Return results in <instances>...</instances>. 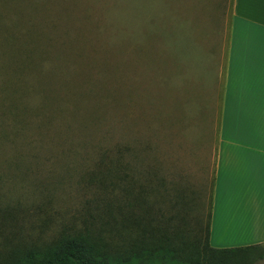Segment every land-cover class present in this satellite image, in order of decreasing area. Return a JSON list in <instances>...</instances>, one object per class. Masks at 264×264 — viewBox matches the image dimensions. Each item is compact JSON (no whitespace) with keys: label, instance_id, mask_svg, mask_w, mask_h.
I'll return each instance as SVG.
<instances>
[{"label":"rangeland","instance_id":"374dc122","mask_svg":"<svg viewBox=\"0 0 264 264\" xmlns=\"http://www.w3.org/2000/svg\"><path fill=\"white\" fill-rule=\"evenodd\" d=\"M232 9L0 0V264L63 233L206 240Z\"/></svg>","mask_w":264,"mask_h":264},{"label":"crops","instance_id":"0c3cea01","mask_svg":"<svg viewBox=\"0 0 264 264\" xmlns=\"http://www.w3.org/2000/svg\"><path fill=\"white\" fill-rule=\"evenodd\" d=\"M225 52L209 243L254 246L264 258V0H233Z\"/></svg>","mask_w":264,"mask_h":264},{"label":"trees","instance_id":"16d2710c","mask_svg":"<svg viewBox=\"0 0 264 264\" xmlns=\"http://www.w3.org/2000/svg\"><path fill=\"white\" fill-rule=\"evenodd\" d=\"M208 230L204 242L199 238L184 239L178 246L168 242L160 247L156 244L147 247L145 243V252L124 257H113L106 243L93 233H63L45 246L20 250L5 264H154L161 258H171L168 264H253L263 256L254 246L213 247L209 243Z\"/></svg>","mask_w":264,"mask_h":264}]
</instances>
